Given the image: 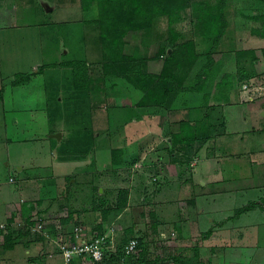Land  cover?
Wrapping results in <instances>:
<instances>
[{
  "label": "rangeland",
  "instance_id": "1",
  "mask_svg": "<svg viewBox=\"0 0 264 264\" xmlns=\"http://www.w3.org/2000/svg\"><path fill=\"white\" fill-rule=\"evenodd\" d=\"M218 1L191 0L187 15L177 24L183 39L193 38L200 53L186 84L207 62L214 36L205 34L196 16L202 7L215 11ZM257 1L264 3H242ZM83 2L0 0V87L4 86L0 195H13L24 179L30 184L21 207L5 216L15 222L8 229L16 242L47 235L58 245L64 239L74 240L72 229L79 224L86 239L104 235L102 260L108 261L121 248L119 264H222L225 256L238 264L234 258L248 251L241 246L263 249L264 233L259 238L255 231L257 226L264 231V72L240 78L230 54L242 37L246 45L263 46L264 40L250 39L257 32L264 36L262 25L257 28L246 17V23H239L236 19H244L247 9L239 0H227L224 12L230 26L219 45L228 49L217 56L205 89L181 91L163 106L139 105L119 83L128 81L112 82L101 76L100 23L95 20L99 2L92 0L89 8H83ZM44 3L53 9L46 10ZM158 24L148 38L142 37L141 30L128 31L125 51L134 52L139 45L143 53L148 45V55H154L160 40L167 39L163 33L167 23L158 20ZM69 59L90 62L89 88L74 85L72 67L60 63ZM231 71L230 84L215 86ZM18 72H30V79L12 84ZM245 82L249 91H243ZM204 92L209 93L207 101ZM185 120L207 136L191 146L179 142L170 150L171 131L194 134L192 127H180ZM56 131L62 133L60 138L50 136ZM120 198L126 199L122 208ZM251 200L261 202L259 209L229 218L235 228L224 234L231 233L232 247L222 248L214 227ZM44 207L54 213L64 211V216L47 218L41 215ZM39 216L47 222L42 233L30 228ZM57 218L68 225L62 231ZM208 229L211 233L206 236ZM5 237L4 233L0 247ZM131 238L137 239L136 250L127 252L125 245ZM11 253L4 254L0 264H12ZM190 255L187 262L185 257ZM76 256L104 264L88 255ZM260 259L258 254L252 263H261Z\"/></svg>",
  "mask_w": 264,
  "mask_h": 264
},
{
  "label": "trees",
  "instance_id": "2",
  "mask_svg": "<svg viewBox=\"0 0 264 264\" xmlns=\"http://www.w3.org/2000/svg\"><path fill=\"white\" fill-rule=\"evenodd\" d=\"M91 1L84 0L81 3L82 7L89 8L88 6L92 4L90 3ZM226 1L219 0L215 5V11H211L210 7H202L196 16L200 20L198 24L205 34L214 36L212 47L207 51V55H209L207 62L196 71L194 80L188 81V84H186L185 82L200 53L196 49L193 38L183 39L182 31L177 24L187 15L186 10L192 5L191 0H98L99 3H96L99 8L97 11L98 16L95 20L100 23L102 55L97 61L101 63V76L105 77V79H110L112 82L119 78L128 81L129 83L127 84L121 81L119 83L125 86L127 92L133 98H136L134 101L139 105L154 103V106H163L169 104L173 97L181 91L204 90L212 65L217 60V56L222 57L226 50L222 47V50L219 49L220 39L227 26L224 12ZM262 1L264 2V0ZM261 19H263L261 31L264 35V18ZM158 20L162 22L165 20L167 23L165 31H163L167 39L164 42L160 40L154 55H148L146 51L139 53V45L135 46L136 50L134 52L125 51V35L128 31L141 30L148 38L153 30L152 27L157 25ZM147 47L148 45L145 46V48ZM231 51H233L231 56L235 60V65H237L236 72L240 78L251 77L264 72V46L241 47ZM60 63L72 67L75 86H79L78 88H89L92 81L89 69L90 62L83 59H69ZM152 66H154V69H152ZM232 74L233 71L224 73V76L219 81H215V86L230 84L229 76H232ZM30 75V72H18L11 83L20 84L29 80ZM3 93L4 86H1L0 99L3 98ZM208 95V92H204L206 101L208 100ZM185 123L183 125L181 122L180 127H185V125L188 129L192 127L195 130L194 134L189 135V132L180 134L177 130L171 131L170 150L179 142L187 143L191 146L193 141L207 136V134L196 132L192 121L185 120ZM261 200L264 201V198ZM125 202V198H120L118 206L122 208ZM258 204L260 205L261 202L251 200L240 206L232 216H238L244 210L253 208ZM153 214L154 212H152L154 217ZM31 224H33L32 221ZM153 226L156 229L155 223H153ZM25 231L28 232V228ZM210 233L211 229H208L204 234L207 236ZM5 235L3 247L10 248L14 244V236L11 235L9 230ZM117 250V252L113 251L108 261L102 260V262L104 264H119L121 261L118 253H122V251L119 247H117ZM175 258L178 259V257Z\"/></svg>",
  "mask_w": 264,
  "mask_h": 264
},
{
  "label": "crops",
  "instance_id": "3",
  "mask_svg": "<svg viewBox=\"0 0 264 264\" xmlns=\"http://www.w3.org/2000/svg\"><path fill=\"white\" fill-rule=\"evenodd\" d=\"M239 1L241 2L242 7L244 9H247V11L245 12V14L247 16H242L244 19L241 18V19H236V20L239 23L241 22V24L242 23H246L245 22V20H246L245 17H246V18L249 19L250 23L253 21L254 22L253 24H255V22H256L255 26L257 28H259V26H261V24H262L261 20H263L261 18H264V3H258V1H257V3H251V5H249V4H246V3H242V2H245V1H248V0H239ZM251 1H253V0H251ZM258 16H260V18H258ZM226 21H227V26H226V29H225V32H224L223 36L220 39V42L223 40V38H224V36H225V34L227 32V28L230 26L229 21L227 20V18H226ZM243 27H245V25ZM251 28L252 27L249 28V32L251 31ZM246 33H248L247 30H246ZM257 33L258 34L251 35L252 37H250V39L251 40H256L258 42L264 40V36H262L259 32H257ZM142 37L147 38V36L145 34H143ZM244 39H245L244 37H242V39L240 38L238 40V43H237V44H239V46H235V48L236 47L237 48H241V47L242 48H247V47H259V46H262V45H256V44H254V45H246L244 43ZM221 47L224 48V49H228L226 46H220L219 49H221V50H222ZM142 51L143 52H145V51L148 52V47L147 48L144 47L142 49ZM224 53H225V51H224ZM231 53H232V51H231ZM194 65H196V62H195ZM50 136H52V135H50ZM53 137H55V136H53ZM7 155H8V158H6L5 164L9 165V161H10L9 154L7 153ZM17 167H18V169H21V168H23V164L22 165L17 164ZM10 178H9V180H10ZM27 182H29L28 179L27 180L24 179L23 181H21V183H18L13 195H11V196H9V195L5 196L4 195L2 197L0 195V223H7L6 224L7 225L6 226L7 227L6 228L7 231L9 230L8 229L9 226H10V228H14L13 224H15V222H13L14 220H12L11 218H6L5 219V216H7V214H10L11 212L15 211V207L16 206L21 207L22 201L25 200L26 196H27L26 195L27 191H28L27 188L30 186V184H27ZM16 192H18L20 194H16ZM2 198H3V200H2ZM40 203H42V201ZM44 208H45V210H43L41 215H44L47 218L49 216H53L56 219L57 215L64 216L63 215L64 211H62L60 213H54L52 211V209H50L51 207H49V209H46V207H44ZM253 209L254 210L255 209H259V206L256 205L255 208L253 207ZM48 210H50V211H48ZM263 210H264V208L263 209L261 208L262 215L264 216ZM231 217L234 219V217L232 215L230 217H225L226 219L220 220L221 221V222H219L220 224H218L217 226L214 227V229L218 230V231H216L217 234L215 235V237L218 238V240H216V242L219 243L222 246V248H225V249H230L232 247L231 246V233H227L228 235L224 234V232L226 233L227 229H230L231 232H233V229L235 228V224L233 223V220L229 219ZM239 217L240 216H238V218ZM63 218L64 217H62V219ZM62 219L61 218L60 219L57 218V220H58V229L61 230V231L66 226H68L66 223L61 222ZM196 222H197V219H196ZM183 223H186V222L183 221ZM209 223H210V226L213 224V218H210V222ZM46 224H47V222L45 223V226H46ZM180 225H181V223H180ZM197 225H199V224H197ZM2 232H3V230L0 232V238L3 237ZM213 232H215V231L213 230ZM255 232H256V234H257V236L259 238L263 237L264 231H263V229L261 227L257 226V231H255ZM241 236L243 237V234ZM43 237H45L46 239H43V238L41 240H33V239H31L28 242L27 241H25V242H16L17 239H14V244H13L12 247L4 248L3 246H1L0 247V261L6 257V256H4V254H7L9 251L10 252L13 251V253H11V256H9V258L11 259L10 261H11L12 264H21L22 261H23L24 264H92V262H90V260L87 259L85 256H75L72 260L66 262L65 259L62 257V254H61V252H60V250L58 248L57 243L50 242L52 240L54 241L55 238L49 236V238L51 239V240H49L47 238L48 237L47 235H45V236L43 235ZM39 238H41V236ZM35 239H37V238H35ZM262 246L264 247V243H263ZM241 247L247 249L248 251H245V252L243 251L242 252L243 255H239L238 257L234 258V259H237V260L239 259V261H237L238 264H264V248L260 249L261 251H263V252H261L260 250L259 251L255 250V246L254 247L253 246H241ZM251 248H253V250H250ZM226 251L227 250H225L224 254L227 253ZM247 252L248 253L251 252L252 257L250 256L251 255L250 253L248 255H246ZM258 254L261 255V259L260 260L263 259V261L261 263H259V262L252 263L254 261L253 257H255ZM203 256L204 255H203L202 249H201L200 250V261L199 262L202 261ZM181 258H183V257H181ZM186 259H187V262L189 261V259H192L191 255L188 256V257H185V260ZM246 259L249 260L250 263ZM205 261H206V259H205ZM205 264H207V263H205ZM222 264H231V262L229 260H227V258L225 256V258H223Z\"/></svg>",
  "mask_w": 264,
  "mask_h": 264
},
{
  "label": "built area",
  "instance_id": "4",
  "mask_svg": "<svg viewBox=\"0 0 264 264\" xmlns=\"http://www.w3.org/2000/svg\"><path fill=\"white\" fill-rule=\"evenodd\" d=\"M249 86L248 82H245L243 84V91H249L246 86ZM253 96H249V99H252ZM12 179V178H11ZM7 223H0V228L3 230L2 235L4 236V233L7 232L6 225ZM45 223H42V217L39 216L36 218V222L33 223L30 228L43 232L44 231ZM72 232L74 234L75 239L74 240H67L64 239L62 241H59L58 246L59 250L64 256V259L66 261H70L72 258H74L76 255H88L90 258H92L95 261H100L104 257V249L106 248L105 243V237L104 235H94L90 237V239H86L84 233H83V227L82 225H74ZM137 246V239L131 238L125 245V249L127 252H132L136 250Z\"/></svg>",
  "mask_w": 264,
  "mask_h": 264
},
{
  "label": "water",
  "instance_id": "5",
  "mask_svg": "<svg viewBox=\"0 0 264 264\" xmlns=\"http://www.w3.org/2000/svg\"><path fill=\"white\" fill-rule=\"evenodd\" d=\"M44 7L46 8V10H51L53 8V6L49 5L48 3H44ZM61 134L62 133L60 131H56V132L51 133L52 136H55V137H58V138L61 137Z\"/></svg>",
  "mask_w": 264,
  "mask_h": 264
}]
</instances>
